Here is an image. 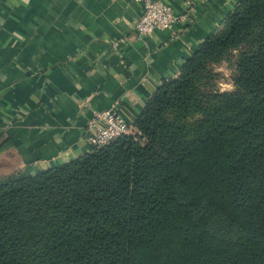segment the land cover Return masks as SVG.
I'll return each instance as SVG.
<instances>
[{
  "label": "trees",
  "instance_id": "16d2710c",
  "mask_svg": "<svg viewBox=\"0 0 264 264\" xmlns=\"http://www.w3.org/2000/svg\"><path fill=\"white\" fill-rule=\"evenodd\" d=\"M0 264H264V0H240L129 134L0 175Z\"/></svg>",
  "mask_w": 264,
  "mask_h": 264
},
{
  "label": "crops",
  "instance_id": "0c3cea01",
  "mask_svg": "<svg viewBox=\"0 0 264 264\" xmlns=\"http://www.w3.org/2000/svg\"><path fill=\"white\" fill-rule=\"evenodd\" d=\"M144 0H0V175L91 153L96 111L132 125L240 0H163L192 21L140 36Z\"/></svg>",
  "mask_w": 264,
  "mask_h": 264
},
{
  "label": "built area",
  "instance_id": "2783aa9c",
  "mask_svg": "<svg viewBox=\"0 0 264 264\" xmlns=\"http://www.w3.org/2000/svg\"><path fill=\"white\" fill-rule=\"evenodd\" d=\"M144 11L136 24L140 36L156 30L169 29L176 23L192 21L190 12L178 15L163 0H144ZM133 125L117 110L96 111L86 129V140L91 149L100 148L131 132Z\"/></svg>",
  "mask_w": 264,
  "mask_h": 264
},
{
  "label": "rangeland",
  "instance_id": "374dc122",
  "mask_svg": "<svg viewBox=\"0 0 264 264\" xmlns=\"http://www.w3.org/2000/svg\"><path fill=\"white\" fill-rule=\"evenodd\" d=\"M216 71L222 74L218 86L223 92L234 91L236 88L233 82L234 67L230 66L227 62H222L214 66ZM1 173V172H0Z\"/></svg>",
  "mask_w": 264,
  "mask_h": 264
}]
</instances>
